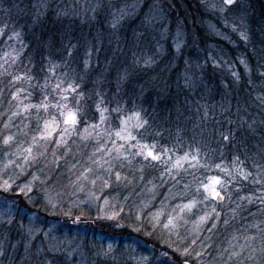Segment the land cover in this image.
Returning <instances> with one entry per match:
<instances>
[{
    "label": "trees",
    "instance_id": "obj_1",
    "mask_svg": "<svg viewBox=\"0 0 264 264\" xmlns=\"http://www.w3.org/2000/svg\"><path fill=\"white\" fill-rule=\"evenodd\" d=\"M35 1L0 0V26L6 28L0 34V59L4 60L0 77L5 85L0 95V132L2 122L16 108L10 103L17 91L16 77L26 79L22 83L28 92L22 96L34 104L49 97L56 111L53 105L64 103L62 96L68 97V108L78 109L75 137L99 121L114 133L123 118L137 114L147 124L133 130V144L138 140L147 145L146 151L150 148L161 161L154 164L144 155H135L128 166V160L116 156L122 170L128 169L124 173H134L141 166L161 193L170 184L188 185L194 191L207 178L220 179L223 194L230 198L229 208L220 211L225 199L223 205H217V227L212 232L202 230L201 238L223 241L231 233L240 234L238 221L264 223V0H235L223 9L211 8L204 0H100V7L92 13L69 8L73 14H85L76 15L80 19L59 11H39ZM120 6L125 11L117 14ZM6 33L16 36L7 40ZM61 77L76 91L66 92L68 86L57 88L56 79ZM2 138L0 135V142ZM114 140V134L101 139L107 141L105 148ZM123 150L126 155L127 149ZM103 151L107 159L115 158L111 149ZM177 159L181 161L178 169L172 167ZM166 166L172 167V173L165 171ZM64 169L63 164L55 167L51 186L73 172L62 173ZM31 197L33 206H41L35 194ZM18 203L23 205L21 197ZM97 209L95 202L68 207L62 221L68 229L87 226L108 233L114 225H108ZM35 211L41 216L40 210ZM50 211L46 218L57 221L55 211ZM238 211L240 215L235 214ZM125 212L119 210L115 219L121 223L122 233L140 236L158 247L149 222H136L134 215ZM17 217L11 216L12 226ZM224 219H229L227 225ZM262 224L259 230L264 228ZM6 227L0 225L2 256L10 250L9 244L16 246L15 264H135L120 255L128 256L129 250L123 246L109 256L89 238L78 246L66 245V240L58 241L59 235L55 243H49L53 245L50 251L37 239L24 250L26 237L20 239L19 229ZM180 234L179 238L186 231ZM179 238L163 242L156 264H195L192 255L183 254L188 243H180ZM193 247L200 250L201 243ZM79 253L86 262L77 261ZM7 263L6 256L0 258V264Z\"/></svg>",
    "mask_w": 264,
    "mask_h": 264
},
{
    "label": "rangeland",
    "instance_id": "obj_2",
    "mask_svg": "<svg viewBox=\"0 0 264 264\" xmlns=\"http://www.w3.org/2000/svg\"><path fill=\"white\" fill-rule=\"evenodd\" d=\"M204 1L209 2L210 7L215 9H223L225 5H228L224 3V0ZM34 4H36L39 11L42 10L44 13L47 10H51V13L59 11L58 13L63 15H70L71 17L80 19L76 15L83 17L85 14H73V12H70L69 8L71 10L75 9V11L80 9L82 12H85L84 9H86L92 13L93 10H96L100 7L101 2L100 0H36ZM121 7L122 6H120V8ZM120 8L117 10V14L118 12L122 14V11H125V8ZM113 13L114 12H112V14ZM39 15L43 16V13L39 12ZM0 29H3V33L6 30L3 25L0 26ZM5 35L7 40H9L14 38L16 33L13 35L6 33ZM176 46L179 45L176 44ZM2 56H4V54ZM1 62H4L3 58L0 59V63ZM56 80L58 81L57 83L62 87L68 86L70 84L68 82L69 80L64 79L63 77L57 78ZM1 81L2 79L0 77V95L2 89L3 91L5 90L3 88L5 87L4 82ZM22 82H26V79H16V82H14V84L17 85V91L13 92V95L10 98V103L12 102L16 108L15 110H11V114H9L7 120L2 122V124H7V127H5V125L2 126L0 135L2 137L11 135L13 140L10 141L9 145H4L3 138L0 142V181L7 179L8 175L20 173L21 170L15 166H10L7 169V172H5L3 165L9 159H12L17 163L22 162V155H27V153H25L23 150L29 146H32V154L33 156H37V160L27 167L26 175H21L19 179H16L13 187L15 188L16 184H20L22 181L29 179L32 174L37 175L40 179L35 181L36 188L34 187L33 191L29 193V195L31 196L35 194V200L38 199L41 203V206H33L34 198L32 197V199L29 200L26 196L19 192V189H16V192L7 193L0 191V225L3 226V224H7L6 228L9 230L14 228L20 230V239H23V235L26 237V240L23 243L24 250H27L32 241L37 239H40V244H45L43 249H46L47 247L50 251L53 245L49 243H55L54 240H57L59 235L60 239L58 241L66 240V245L71 243L78 246L89 238L94 242V245H101L102 252L104 254H108L109 256L114 255V250L119 246H123L124 249L129 250L128 256L124 253H121L120 255H122L124 258L128 257L131 262H135V264H150V262H153V264H156L160 262L159 260L162 256V254H159L158 251H161L163 242L166 240L173 241L177 236L175 234L169 235L168 231L162 229V227L155 228L154 232L156 235L153 234V238L158 242V247L148 244L146 241L142 240L140 236H128L126 233H122L124 229L122 230L120 228L121 223L119 224V222L115 221L116 216L119 214V210H126V215H134V220L136 222L145 223H148V219H150L149 214L155 213L158 210L163 212V215L161 216L162 221H164L168 215H183L184 219L188 220L189 223L179 229L180 232L184 229L186 234L181 236V238H177H179L180 243H188L187 245L184 244V246H189L193 236L190 231L192 228V222L198 220L199 216L202 214L213 213V206H215L217 209V205H223L224 201L221 204H218L212 202L210 199L208 201L202 200V196L204 194L203 185H208L209 187L214 186L213 179L211 178H207L206 182H199V191H197L198 188L194 187L193 191L192 189L190 190L189 187L183 188L180 187L179 184H170L172 186H167L164 190V193H161L159 191L160 188L158 184H156L157 182L149 180L147 176L143 174L141 166L138 169H135L134 173H124L127 172L128 169L122 170V166L119 165L120 163L117 161L116 156H118V160H123L125 157H127L126 160L128 161L126 165L132 166V157H135L134 153L138 151V147L132 146L134 145L133 143L135 140H121L115 135V133L125 126L130 132H133L135 129H139L134 127V125L142 121L141 117L139 118L137 114L123 118L119 123L118 129L114 133H112V131L109 130L108 125H105L102 121H99V124L96 125L97 127L95 129H93L91 126L85 128L87 129V132H85V129H83L77 137L74 136L72 131L70 134L65 135L66 145H62L59 149H57L54 140L59 138L61 129L66 127V125L63 123V120L66 117V112L65 115H61V110L59 112H57L58 109L54 111L51 104L48 102L49 97L43 98L37 104L26 100L22 94L27 93L28 91L25 88L26 84H23ZM42 103H47L49 107L45 109L42 106ZM13 113H16V115H13ZM53 118H55L59 126L56 128V131L53 133L51 139L42 140L40 137L41 133L45 131V122H51ZM110 134L115 135V140L110 144L111 148H105L103 143L107 141L102 142L101 139L102 137ZM70 136L74 137L71 141L68 139ZM34 137L35 142L33 141ZM97 140H99V144L97 143ZM117 144L120 146L123 145L122 149H120ZM45 146L47 147V151H45ZM123 148L127 149L126 155H124L125 150H123ZM67 149H70V151ZM105 149L106 151L107 149H111V152L115 153V158L107 159L103 154V150ZM149 150L151 149L149 148ZM53 151L56 152L55 157L52 155ZM18 152L22 155H18ZM40 153L45 154L39 155ZM145 154L147 155L146 150ZM54 159L58 162V166L53 164ZM94 160L99 161V163H93ZM67 161H69V163H67ZM104 161H111L110 163L112 171L110 174L109 183L107 186H105L102 179H97L96 184L93 185L90 182L91 179H94L97 176L105 177L108 175L104 172V169L108 168L109 165L107 167V164L104 163ZM148 161L154 164L158 162L151 160L150 157L148 158ZM112 162H114V164ZM199 163L202 162L200 161ZM61 164H63L65 167L62 173L67 170H73V172L67 176L65 181L63 180V177L61 182H56L51 186L50 184L52 183L51 180L53 178L54 169L55 167L57 169ZM88 168L92 169L91 172L86 173L89 177V180H77V177L82 172H86V169ZM40 169L43 171H39ZM116 172L121 174V179L119 181L116 180ZM125 177H127V180L124 179ZM41 180H45L46 182L42 184L40 183ZM220 186L221 185H215L217 189H220ZM221 193L224 196L225 202L227 203H225L220 211L224 210L227 212L230 198L228 196L225 197L222 191ZM173 194L175 195L173 196ZM37 196L41 197L38 198ZM19 197L22 198L24 206L18 203ZM49 197H51L52 203L56 205L55 208H53L51 204L47 203ZM181 199H183L184 203L180 202ZM192 199L197 200V203L195 207L191 209V211L185 209L184 213L181 214L179 209H176L177 204H186ZM105 200H107L108 203H105ZM93 202H95L96 205L98 204L97 210H99L100 214H102L104 219L107 220L105 222L108 225H114L111 228L109 227V232L98 233L91 230L87 226H80L79 228H73L71 226L72 229H68L64 221H62V219H64L63 215H65L66 209L68 207H82L84 205H90ZM145 203H147V207H144ZM51 209L55 211L54 220H57L58 222L48 219L50 215L47 216V212ZM34 210H40L42 212L41 216H37V213L36 211L34 212ZM240 213L241 211L235 212V214L239 215ZM12 215L18 216L13 226L11 225ZM109 216H112L113 218L109 219ZM192 217L195 218L191 219ZM60 219L62 223L59 221ZM99 223L102 224L101 219L99 220ZM179 223L183 224V220L179 221ZM260 224L256 221H252V223L247 222L241 224V222L238 221V227L236 229L237 231H240V234L231 233L229 236H227L226 240L223 241H217L214 238L213 240L212 238L204 239L199 236L197 242L203 243V245L206 247L205 254L199 258L192 255L194 263L224 264V261L227 260L229 252L233 250L230 247V241L232 244L237 245V247L234 249L235 251H240L239 245H245L247 243L248 246L245 248L243 256H248L252 251V248L259 249L261 246V243L258 242V239L260 240V230L264 228L261 227L259 230L258 227ZM147 225L151 227L150 223ZM16 232H18V230H16ZM253 232L256 234H253ZM253 236L256 237L255 240L246 241V237ZM233 237H236L237 239L234 240ZM162 239L164 241H161ZM39 243L37 244L38 246ZM8 247L10 250H6L5 253L3 252V255L7 257V264H15L16 262H14V258L16 257L15 251L17 247L10 246V244L7 246V248ZM195 249L199 251L198 248ZM224 249H229V252H224ZM2 251L3 247L0 245V258L4 257L2 256ZM39 253L42 254V251L39 250ZM254 255H256L258 264L259 254L254 253ZM70 256H72L71 253ZM76 258L77 261L82 263L86 262L85 257L81 253L77 254ZM34 259H37L36 255L34 256ZM236 259L239 258H234L230 264H235ZM29 262L33 263V259L31 258ZM245 264H254V262L252 260H247Z\"/></svg>",
    "mask_w": 264,
    "mask_h": 264
},
{
    "label": "snow or ice",
    "instance_id": "obj_3",
    "mask_svg": "<svg viewBox=\"0 0 264 264\" xmlns=\"http://www.w3.org/2000/svg\"><path fill=\"white\" fill-rule=\"evenodd\" d=\"M224 3L228 4V5H232L233 3H235V0H224ZM113 27H115V23L113 24ZM0 34H3V29H0ZM241 35L243 38L247 39V37L244 36L243 33ZM16 79H21V78L16 77ZM59 87H60V85L57 84V88H59ZM65 91L66 92L67 91L75 92L76 88L73 84H69L68 87L65 89ZM61 99L65 102L64 103L57 102L55 105H53L57 109L61 110V115H65V112H66V117L63 120V123H64V125H66V127L61 129L59 138L54 140V143H55L57 149H59L62 145H66L65 135L70 134L72 131H75L76 125L78 124V119H77L78 109L76 111H73V110L68 108V104H67L68 97L67 96H62ZM42 106L45 109H47L49 107V105L47 103H42ZM104 111H106V109ZM13 115H16V113H13ZM9 119H11V118H9ZM101 119L104 120L105 117L102 115ZM50 124H51V127H50ZM145 124H147V121H140L139 123L134 125V127L143 128V126ZM58 126L59 125H58L57 121L55 120V118H53L51 122L46 121L45 122V131L43 133H41L40 138L42 140L51 139L53 136V133L56 131V128ZM5 127H7V124H5ZM91 127L93 129H95L97 126L92 125ZM85 132H87V129H85ZM115 135L118 138H120L121 140H126V141H131V140L136 139V137L132 134V132L128 131L126 126L124 128H121L119 131H117L115 133ZM224 139H228V137L225 136ZM12 140H13V137L11 135H8V136L4 137L3 143H4V145H9L10 141H12ZM33 141L35 142V137L33 138ZM97 143L99 144V140H97ZM132 146L138 147V151L136 153H134L135 155H144L145 159H148L150 157L151 160H153V161H161L160 156L153 154V152L151 150H148L147 155H145V150L148 149V146L140 144L138 140H137V143L135 145H132ZM120 147H123V145H121ZM67 150L70 151V149H67ZM23 151L25 153H27V155H22L19 152L17 153L18 155H22V162L17 163L16 161L9 159L6 163H4L3 168H4L5 172H7V169L10 166H15L16 168H19L21 171L18 174L8 175L7 179H3L2 181H0V191L7 193V192H16V189H19V192L21 194H23L29 200H31L32 197L29 195V193H31L33 191V188L35 187V181L40 179L37 175L32 174L29 179L22 181V183H20V184H16L15 188L13 187V184L15 183L16 179H19V177L21 175H26L27 174V171H26L27 167H29L32 163H34L37 160V156H33V154H32V152H33L32 146L25 148ZM45 151H47L46 146H45ZM44 154L45 153H40L39 155H44ZM52 155H53V157H55L56 152L53 151ZM125 159H127V157H125ZM183 159L187 160L188 154H185V157ZM193 159H195V157H193ZM93 163H99V161L94 160ZM104 163L109 165L108 168L104 169V172L108 175L105 177L97 176L96 178L91 179L90 182L93 185L96 184L97 179H102L103 184L105 186L108 185L112 168H111L110 161H104ZM53 164H56L58 166V162L55 159L53 160ZM180 164H181L180 159H177L172 167L178 169L180 167ZM172 167L166 166L165 171L168 173H172ZM39 171H43V170L40 169ZM91 171H92L91 168L86 169V172H82L77 177V180H80V179L89 180V177L86 173L91 172ZM115 176H116L117 181H119L121 179V174L119 172H116ZM245 178H247V174H245ZM124 179L127 180V177H125ZM45 182H46L45 180L40 181V183H42V184ZM213 185L214 186H212V187H209L208 185H203V188H204V194L202 196L203 201H208L209 199L222 201L224 199V196L221 195V191L223 189V185H221V180L218 178H214L213 179ZM215 185H221V188L217 189L215 187ZM185 187H188V185H185ZM169 191H171V190H169ZM197 191H199V188L197 189ZM174 195L175 194H173V196ZM166 199H167V197H166ZM261 202L264 203V200H262ZM47 203L51 204L53 208L56 207V205L52 203L51 197L48 198ZM105 203H108V201L105 200ZM196 203H197V200L192 199V200H189V202L186 204H177L176 209H179V212L181 214H183L185 209L191 211V209L193 207H195ZM147 206H148L147 203H145L144 207H147ZM212 212L215 213V216H211L210 214L205 213L204 215L199 216L198 220L192 222V228L190 229V231L193 234V236L191 238L189 246L185 247L183 249L184 255H186V256L187 255H194L195 257L199 258L205 254L203 243H201V247H200L199 251H197L193 246H195L197 244V241L199 239V236H200V233L202 230L212 232V230L217 227V223L220 220V213L217 211L215 206H213ZM162 215H163V212L159 211V210L156 211L155 213L149 214L150 219L148 222L151 224V227L153 228V230H155V228H157V227H162V229L168 231L169 235L175 234L177 237H180L181 234H180L179 229L181 227L187 225L189 223V221L184 219L183 215H178V216L168 215L165 218V220L162 221L161 220ZM108 218L112 219L113 217L109 216ZM181 220H183V224L179 223V221H181ZM210 220L213 222L209 226L208 222ZM223 223L225 225H227L229 223V219H224ZM134 230H139V229H134ZM260 231H261V236H260L261 246L259 247V249L252 248V251L246 257L243 256V252H244L245 248L248 246L247 243L245 245H239L240 251H235L234 249L237 247V245L232 244L230 241L229 244L233 250L229 252V249H224V252H229L227 260L224 261V264H230V262H232L234 260V258H239V259L235 260V264H245V262L247 260H252L254 262V264H257L256 255H254V253L259 254L258 264H264V229H261ZM233 239L235 240L237 238L233 237ZM245 239H246V241L247 240H255L256 237H254V236L253 237H246ZM209 247H210V245H209Z\"/></svg>",
    "mask_w": 264,
    "mask_h": 264
},
{
    "label": "water",
    "instance_id": "obj_4",
    "mask_svg": "<svg viewBox=\"0 0 264 264\" xmlns=\"http://www.w3.org/2000/svg\"><path fill=\"white\" fill-rule=\"evenodd\" d=\"M212 201L217 202V203H220L221 202V200H212ZM183 264H188V263H183Z\"/></svg>",
    "mask_w": 264,
    "mask_h": 264
}]
</instances>
